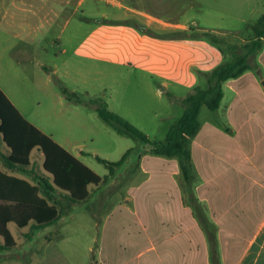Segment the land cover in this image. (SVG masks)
Here are the masks:
<instances>
[{"label": "crops", "instance_id": "obj_1", "mask_svg": "<svg viewBox=\"0 0 264 264\" xmlns=\"http://www.w3.org/2000/svg\"><path fill=\"white\" fill-rule=\"evenodd\" d=\"M175 9L171 0H0V79L3 72H32L40 88L60 100L65 96L53 89L51 76L60 74L70 52L131 68L173 96L172 87L190 93L195 86H204L199 72L214 69L224 54L207 38L198 37L214 33V28L175 19L171 11ZM263 51L264 46L258 57L264 61ZM260 67L264 65L256 70L260 78L251 69L224 82L217 119L200 120L189 144L191 184L185 182L177 158L146 152L132 178L122 185L126 188L112 192L113 180L90 186V198L106 186L107 191L95 198L100 210L113 207L107 216L103 264H264V75ZM225 85L231 94L227 100ZM0 141L1 169L34 183L30 176L6 167L4 158L10 151ZM56 142L74 154L76 147ZM38 158L41 175H46L43 154L37 150L32 152L31 168L39 174ZM113 196L117 199L112 205Z\"/></svg>", "mask_w": 264, "mask_h": 264}, {"label": "rangeland", "instance_id": "obj_2", "mask_svg": "<svg viewBox=\"0 0 264 264\" xmlns=\"http://www.w3.org/2000/svg\"><path fill=\"white\" fill-rule=\"evenodd\" d=\"M171 2L176 5L175 11L171 10L175 19L190 23L193 21V26L197 23L214 28L216 36L228 43H243L251 32L248 26L254 24L264 13V0ZM87 3L88 1L85 9ZM102 6L110 8L105 3ZM83 28H87V25ZM242 52L243 50H238V53ZM258 56L259 54L251 56L250 63L253 72L260 78L256 70L258 66L264 65V61ZM62 61L60 59L59 63ZM64 62L60 74L51 76L53 89L59 92L60 83L71 91L78 89L76 92L82 95L86 102L71 103L64 97L57 99L44 88H40L39 78L33 76L32 72H3L0 85L30 122L36 123L56 141L69 145L70 149L76 147L73 153L101 176L107 175L109 169L98 162L96 156L118 161L129 148H135L126 164L119 168L118 177L112 181V192L117 191L124 185L120 184L121 179L129 174L130 168L138 160L139 153H150L145 151L149 146L118 134L101 120L95 105L89 103V100L101 99L106 102L111 111L144 132L150 140L158 142L165 139L170 126L182 115L185 107L180 96L185 97L189 92L183 88L172 87L171 91L175 93L173 96L169 92H163L157 84L140 76L131 68L78 58L70 52L65 55ZM260 68L261 74L264 75V67ZM227 88L225 100L231 96ZM221 108L211 111L203 106L200 120L204 122L208 118L217 119L216 115ZM36 162L37 171L43 174L40 158ZM136 175L142 176L140 172ZM105 187H100L87 201L73 203L68 212L52 226L33 231L31 226L20 229L15 224H10L9 228L17 241V247L2 253L0 264H103L105 244L108 243L107 216L112 213L113 207L108 211L104 208L100 210L101 207L96 205L95 198L101 191H107ZM115 197L110 204L113 205L117 199Z\"/></svg>", "mask_w": 264, "mask_h": 264}, {"label": "trees", "instance_id": "obj_3", "mask_svg": "<svg viewBox=\"0 0 264 264\" xmlns=\"http://www.w3.org/2000/svg\"><path fill=\"white\" fill-rule=\"evenodd\" d=\"M248 29L251 32L243 43H228L212 32H203L202 36H198L215 44L224 54V60L209 72H199L204 86H195L183 98L184 113L170 126L163 141L150 140L144 132L111 111L101 99L89 100V103L95 105L101 120L116 132L150 145L148 151L151 154L177 158L185 182L191 184L193 175L189 144L200 129L201 109L205 106L211 111H217L224 97V82L239 78L252 69L250 57L259 54L264 46V13ZM238 50L243 52L238 53ZM59 89L73 103L86 102L82 95L69 90L62 83ZM0 138L10 151L4 158L6 167L26 174L34 181L4 172L0 160V255L17 247L9 224H15L20 229L31 226L33 231L56 224L73 203H82L90 198V186L99 187L102 183L116 179L119 168L126 164L135 151V148H129L118 161L96 156L98 162L109 169V173L101 177L33 125L1 88ZM34 150L43 154L46 175L38 174L34 167L31 168ZM141 155L142 152L129 174L122 177L121 185L137 171Z\"/></svg>", "mask_w": 264, "mask_h": 264}, {"label": "water", "instance_id": "obj_4", "mask_svg": "<svg viewBox=\"0 0 264 264\" xmlns=\"http://www.w3.org/2000/svg\"><path fill=\"white\" fill-rule=\"evenodd\" d=\"M263 84H264V82H263Z\"/></svg>", "mask_w": 264, "mask_h": 264}]
</instances>
